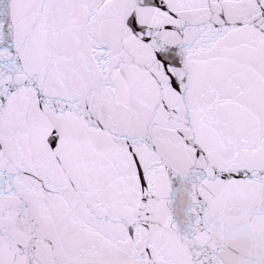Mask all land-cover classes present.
<instances>
[{
  "label": "snow or ice",
  "instance_id": "1",
  "mask_svg": "<svg viewBox=\"0 0 264 264\" xmlns=\"http://www.w3.org/2000/svg\"><path fill=\"white\" fill-rule=\"evenodd\" d=\"M0 264H264V0H0Z\"/></svg>",
  "mask_w": 264,
  "mask_h": 264
}]
</instances>
